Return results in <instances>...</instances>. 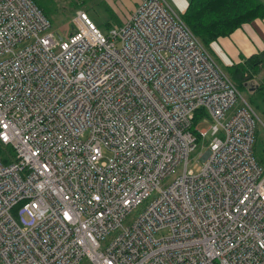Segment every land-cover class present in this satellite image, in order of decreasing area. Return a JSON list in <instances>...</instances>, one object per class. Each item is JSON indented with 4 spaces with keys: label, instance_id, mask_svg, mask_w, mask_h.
<instances>
[{
    "label": "built area",
    "instance_id": "1",
    "mask_svg": "<svg viewBox=\"0 0 264 264\" xmlns=\"http://www.w3.org/2000/svg\"><path fill=\"white\" fill-rule=\"evenodd\" d=\"M50 26L0 0V264H264L260 119L180 14Z\"/></svg>",
    "mask_w": 264,
    "mask_h": 264
},
{
    "label": "trees",
    "instance_id": "2",
    "mask_svg": "<svg viewBox=\"0 0 264 264\" xmlns=\"http://www.w3.org/2000/svg\"><path fill=\"white\" fill-rule=\"evenodd\" d=\"M89 0H68L67 12ZM43 15L49 20L66 7L58 0H33ZM106 14L102 24L96 27L105 33L110 27L120 23L110 7L99 3ZM264 16V3L261 0H188L180 17L187 28L208 51L209 45L219 36L230 34L242 23ZM53 21V20H51ZM104 30V31H103ZM232 83L241 92L254 112L264 124V50L251 53L239 62L222 68ZM252 154L258 163L264 161V137L254 131ZM8 148L0 144V162L8 161Z\"/></svg>",
    "mask_w": 264,
    "mask_h": 264
},
{
    "label": "crops",
    "instance_id": "3",
    "mask_svg": "<svg viewBox=\"0 0 264 264\" xmlns=\"http://www.w3.org/2000/svg\"><path fill=\"white\" fill-rule=\"evenodd\" d=\"M112 11L127 13L139 0H105ZM188 0H168L175 9L182 13ZM264 3V0H263ZM215 61L223 66L230 62H238L251 53L264 50V16L242 23L230 34L219 36L209 45ZM215 56V57H214ZM217 62V63H218ZM264 162V161H263Z\"/></svg>",
    "mask_w": 264,
    "mask_h": 264
},
{
    "label": "rangeland",
    "instance_id": "4",
    "mask_svg": "<svg viewBox=\"0 0 264 264\" xmlns=\"http://www.w3.org/2000/svg\"><path fill=\"white\" fill-rule=\"evenodd\" d=\"M58 1H61L62 2V4L64 5V7H66V10L61 11V12H59V13H57V14H55L53 16V18L51 19L53 21L50 20V22H51L50 28L54 32L59 33L61 35H64L65 33H67V26L68 25L65 26V27H60L59 25L65 24V23H69V21L75 16V12L77 10H81V11L85 12L88 15V17L93 21V23L96 24V25H99V26L102 24V22L106 18V14L103 11L101 5L99 4L101 2L102 3H104V2L106 3L105 0H89V1L85 2L83 5L77 7L73 12H71V11L67 12L68 11L67 8L69 9V7L67 6L68 0H58ZM261 1L263 2V0H261ZM169 3L174 8V10L177 13H179L175 9V7L171 4V2H169ZM110 10H111V8H110ZM112 12L115 14L116 18L119 21H121L123 19V16L125 14V13H122V11L121 12H114V11H112ZM208 52L213 56V54L211 53V50L210 49H208ZM232 63H234V62H230L229 61V63L225 64V66H229ZM218 64L222 68L225 67L220 62H218ZM241 95L243 97H246L245 92H241ZM256 112L258 113V111H256ZM205 126H206L205 123H198V127L199 128H205ZM255 131H257V134H261L262 137H264V124H263V122H262L261 119H260V122H258V121L256 122V124H255ZM207 138H208V136H207ZM207 138L205 137L202 140V142H204L203 145L200 143V140H198L197 143H196V148L188 156L187 163H186V167L188 169H191L194 173H197L199 171V168H200V165H201L200 155L205 151V145H206V140L205 139H207ZM171 179H172L171 176H168V177L163 178L160 181V184H159L160 187L166 186L171 181ZM152 196H153V194H151L142 204L138 205L131 212H129L127 214L126 218H125V221H129L130 219H132L133 217H135L136 214L141 211V209L143 208V206L145 205V203L149 199H151ZM107 239H110V237H107ZM85 263H86V260L85 259L81 260V262H80V264H85Z\"/></svg>",
    "mask_w": 264,
    "mask_h": 264
}]
</instances>
